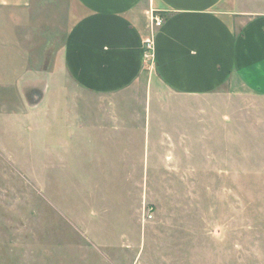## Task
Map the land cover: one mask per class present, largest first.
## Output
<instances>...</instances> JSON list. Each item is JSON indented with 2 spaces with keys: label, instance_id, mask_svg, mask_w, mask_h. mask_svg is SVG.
I'll use <instances>...</instances> for the list:
<instances>
[{
  "label": "rangeland",
  "instance_id": "374dc122",
  "mask_svg": "<svg viewBox=\"0 0 264 264\" xmlns=\"http://www.w3.org/2000/svg\"><path fill=\"white\" fill-rule=\"evenodd\" d=\"M45 2L0 15V264H264V102L67 106L65 13ZM146 63L137 86L159 88ZM85 116L133 120L127 149H88Z\"/></svg>",
  "mask_w": 264,
  "mask_h": 264
},
{
  "label": "crops",
  "instance_id": "0c3cea01",
  "mask_svg": "<svg viewBox=\"0 0 264 264\" xmlns=\"http://www.w3.org/2000/svg\"><path fill=\"white\" fill-rule=\"evenodd\" d=\"M45 1L65 13L62 62L79 95L67 106H229L221 94L264 102V0ZM41 2L0 0V15L33 13ZM148 41L161 86L142 89ZM77 123L81 143L95 151L102 140L126 145L136 127L130 118Z\"/></svg>",
  "mask_w": 264,
  "mask_h": 264
},
{
  "label": "built area",
  "instance_id": "2783aa9c",
  "mask_svg": "<svg viewBox=\"0 0 264 264\" xmlns=\"http://www.w3.org/2000/svg\"><path fill=\"white\" fill-rule=\"evenodd\" d=\"M164 24V18L160 14H155L154 16V27L155 28H161ZM153 44L152 42L148 41L145 43V59L152 60V50H153Z\"/></svg>",
  "mask_w": 264,
  "mask_h": 264
},
{
  "label": "trees",
  "instance_id": "16d2710c",
  "mask_svg": "<svg viewBox=\"0 0 264 264\" xmlns=\"http://www.w3.org/2000/svg\"><path fill=\"white\" fill-rule=\"evenodd\" d=\"M157 14V13H156Z\"/></svg>",
  "mask_w": 264,
  "mask_h": 264
}]
</instances>
